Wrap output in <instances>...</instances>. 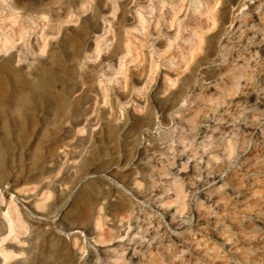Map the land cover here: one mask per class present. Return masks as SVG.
I'll return each instance as SVG.
<instances>
[{"label":"rangeland","instance_id":"374dc122","mask_svg":"<svg viewBox=\"0 0 264 264\" xmlns=\"http://www.w3.org/2000/svg\"><path fill=\"white\" fill-rule=\"evenodd\" d=\"M0 75V264H264V0H0Z\"/></svg>","mask_w":264,"mask_h":264},{"label":"bare ground","instance_id":"6f19581e","mask_svg":"<svg viewBox=\"0 0 264 264\" xmlns=\"http://www.w3.org/2000/svg\"><path fill=\"white\" fill-rule=\"evenodd\" d=\"M194 2H197V1H194ZM14 7L15 8L17 7V4L15 2H14ZM223 13L224 12L222 11L221 16L219 17L220 24H219L217 30L214 32L213 37L218 36L222 32V21L224 19ZM76 39H77V37H75V36L69 37V38L64 40L63 44L67 47H69L70 45H77L78 46V41ZM207 49L209 51H211V53L215 52V48H214V45L212 42H210V41L207 42ZM58 53H60V52H58ZM23 58L25 59V57H23ZM48 58L50 59L51 67L53 68V70L54 69L60 70L63 73H67L68 75H71L72 73L75 72L74 66L71 65L72 63L68 64V63L64 62L63 60H61L59 57V54H57L56 51H52V49L49 50ZM47 63H49V61ZM52 64H53V66H52ZM36 69L37 68L35 67V71H34L35 72V80L30 82L29 92L32 95H37V94H40L41 92L45 91L44 93L46 94L47 89L44 86L45 85L44 81L46 79L45 70L37 71ZM61 89H62L61 91H63L64 93H66V91L68 90L67 86L61 87ZM63 92L59 93L58 95L56 94L57 95L56 100L58 101V104L60 106L64 105V103H65V100H64L65 97H64ZM176 93L177 94L174 96V98H176V99H177V97L180 98V96L182 94V86H179L178 91ZM0 94H3L0 97L1 100L4 99L3 97H5V99H7L8 101H14V102H16V101L25 102L26 100H29L28 92H26V93L22 92L21 93V92H14V91L10 92V91H8L6 88V84L3 80V78L1 77V75H0ZM0 102H2V101H0ZM88 108H90V106L85 105V106L80 107L79 110L72 111V112H89ZM145 114L147 116H150V114H151L150 109H148V111L146 110ZM74 115L77 116L78 114H74ZM105 130H106V134L111 136L116 132L117 127L114 126V124H107L105 126ZM90 176L95 177L96 175L91 174ZM5 216H6V220L8 221V224H7L8 225V233H10L11 231L14 230L16 223L20 224V219L18 217V213L10 216L8 209L5 211ZM46 233L50 236L42 235L40 237L41 248L39 250V253H36V255L34 256V259L37 261L36 264H76L77 261L74 257V252L72 251V247H73V245L75 246V244H73V245L69 244V242L67 243L64 240H61L59 238H55L49 232H46ZM73 239L75 240V237ZM40 245H39V247H40ZM0 254L3 256V259L12 255L11 252L5 251L3 249H0ZM28 260H30V259H28ZM20 264H33V263L32 262L30 263L29 261H27V263H20Z\"/></svg>","mask_w":264,"mask_h":264}]
</instances>
